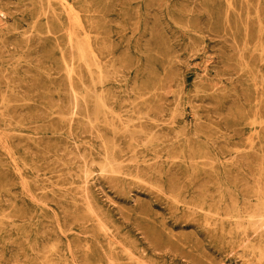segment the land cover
Wrapping results in <instances>:
<instances>
[{
    "label": "rangeland",
    "instance_id": "rangeland-1",
    "mask_svg": "<svg viewBox=\"0 0 264 264\" xmlns=\"http://www.w3.org/2000/svg\"><path fill=\"white\" fill-rule=\"evenodd\" d=\"M50 1L0 0V264H264V0Z\"/></svg>",
    "mask_w": 264,
    "mask_h": 264
},
{
    "label": "bare ground",
    "instance_id": "bare-ground-1",
    "mask_svg": "<svg viewBox=\"0 0 264 264\" xmlns=\"http://www.w3.org/2000/svg\"><path fill=\"white\" fill-rule=\"evenodd\" d=\"M39 1H40V0H39ZM49 2H51V1L49 0ZM63 2H64V1H63ZM63 6H65V5L63 4ZM63 8H64V7H63ZM42 9H43V8H42ZM42 9H41V10H42ZM44 9H45V8H44ZM44 9H43V10H44ZM65 9H66V8H65ZM48 10H49V9H48ZM53 11H54V9H53ZM48 12H49V11H48ZM44 13H45V12H44ZM54 13H55V12H54ZM63 13H64V12H63ZM76 13H77V12H76ZM77 14L79 15V13H77ZM45 15H46V13H45ZM55 16H56V15H55ZM75 18H76V17H75ZM79 20H80V16H79ZM259 24H260V23H259ZM95 27H96V26H95ZM76 29H77V28H76ZM49 33H50V32H49ZM70 34H71V33H70ZM70 34H69V35H70ZM49 35H50V34H49ZM29 36H30V35H29ZM89 37H90V36H89ZM95 37H97V36H95ZM77 40H78V39H77ZM80 40H81V39H80ZM82 40L85 41L86 39H85V38H82ZM69 42H71L72 47L76 50V54H77V57H78V59H79V62H80V63H81V62L84 63V64H85V67L88 66V69H89V65H88V62H87V61H88V58H87V55H88L87 52H88V50L86 49V47H88V46L85 47L84 44H83L81 41H79V43H78V41H76V36H74L73 34L70 35V40H69ZM80 42H81V43H80ZM82 44H83V46H81ZM86 44H87V43H86ZM86 44H85V45H86ZM71 45H70V46H71ZM66 48H67V47H66ZM75 50H74V51H75ZM74 51H73V52H74ZM242 51H243V50H242ZM261 51H262V50H261ZM91 52H92V51H91ZM63 54H64V53H63ZM71 54H72V51H71ZM72 55H74V54H72ZM89 55H90V53H89ZM94 55H95V54H94ZM94 55H93V56H94ZM72 57H73V56H72ZM95 58H96V56H95ZM63 59H64V58H63ZM72 59H73V58H72ZM74 60H76V59L74 58ZM93 60H95L94 57H93ZM98 61H99V60H98ZM91 62H92V61L90 60V64H91ZM95 62H97V61H95ZM170 62H172V61H170ZM66 63H67V62H66ZM66 63H65V64H66ZM95 64L97 65V63H95ZM95 64H94V65H95ZM67 65H69V64H67ZM96 65H95V68H96ZM98 66H99V65H98ZM67 67H68V66H67ZM72 67H73V65H72ZM75 68H76V67H74V69H75ZM243 68H244V67H243ZM70 69H71V68L69 67L68 70H69L70 72H71V71H72V72L75 71L73 68H72L71 70H70ZM93 69H94V68H93ZM98 69H99V68H98ZM100 69H102V68H100ZM111 69H112V67H111ZM244 69H245V68H244ZM66 70H67V69H66ZM73 70H74V71H73ZM80 71H81V70H80ZM90 71H91V73H94V72H92L91 69H90ZM70 72H69V73H70ZM101 72H102V71H101ZM108 72H109V71H108ZM113 72H114V71H113ZM64 73H65V72H64ZM102 73H103V72H102ZM105 73H106V72H105ZM109 73H110V72H109ZM109 73H108V74H109ZM72 74H75V73H72ZM72 74H71V75H72ZM103 74H104V73H103ZM71 75H70V76H71ZM94 76H95V75H94ZM96 76H97V75H96ZM103 76H104V75H103ZM105 76H106V74H105ZM112 76H113V75H112ZM101 77H102V75H101V73H100V78H101ZM107 77H108V76H107ZM69 78H70V77H69ZM97 78L99 79L98 76H97ZM171 78H172V77H171ZM71 79H72V78H71ZM71 79H70V80H71ZM102 79H103V78H101L100 80L102 81ZM105 79H106V78H104V81H105ZM172 79H173V78H172ZM82 80H83V79H82ZM108 80H109V78H108ZM263 80H264V79H263ZM71 81H72V80H71ZM98 81H99V80H97V82H98ZM69 82H70V81H69ZM92 82L94 83V81H92ZM99 83H101V82H99ZM103 84H104V83H102L101 85H103ZM70 85H71V84H70ZM99 85H100V84H99ZM103 86H104V85H103ZM103 86H102V87H103ZM71 87H73V86H71ZM95 87H96V86H95ZM83 88H85V87H83ZM72 89H73V88H72ZM73 90H74V89H73ZM90 90H91V89H90ZM90 90H89V92H90ZM257 90H259V89L257 88ZM86 91H87V90H86ZM95 91H96V90H95ZM102 91H103V90H102ZM84 92H85V91H84ZM74 93H75V92H74ZM79 93H81V92H79ZM72 94H73V91H72ZM85 94H86L87 96L90 95V94L88 95L86 92H85ZM91 94H92V93H91ZM99 94H100V93H99ZM101 94H102V92H101ZM172 94H173V93H172ZM73 95H74V94H73ZM92 95H94V94H92ZM92 95H91V96H92ZM104 95H105V94H104ZM69 96H71V94H70ZM75 96H76V101H74V102H75L74 111H75V113H76V112L79 110L78 108L81 107V106H83V105H82V103L79 101V99L77 98V95H75ZM78 96H79V95H78ZM83 96H84V95H83ZM87 96H85V97H87ZM3 97H4V96H2V98H3ZM73 97H74V96H73ZM80 97H81V96H80ZM103 97H104V96H103ZM81 98L83 99V97H81ZM71 99H72V97H71ZM89 99H90V98H89ZM98 99L101 100V99H100V96L98 97ZM177 99H178V98H177ZM208 99H209V97H208ZM74 100H75V97H74ZM197 100H198V99H197ZM83 101H84V100H83ZM97 101H98V100H96V102H97ZM85 102H86V101H85ZM3 103H4V102H3ZM97 103H98V102H97ZM100 103H101V102H100ZM96 105H97V104H96ZM84 106H86V105H84ZM100 106H102V105H100ZM86 108H87V107H86ZM95 108H96V106H95ZM87 110H88V109H87ZM103 110H104V109H103ZM106 110H107V107H106ZM54 111H55V110H54ZM59 112H60V111H59ZM87 112H88V111H87ZM111 112H112V111H111ZM163 112H164V111H163ZM61 113H62V112H61ZM99 114H100V113H99ZM104 114H105V113H104ZM72 115L74 116V114H72ZM95 115H97L96 112H95ZM100 115H101V114H100ZM100 115H99V116H100ZM114 115H115V114H114ZM145 115H146V114H145ZM229 115H230V114H229ZM256 115H257V114H256ZM59 116H60V115H59ZM105 116H106V115H105ZM116 116H117V115H116ZM57 117H58V115H57ZM60 117H61V116H60ZM71 117H72V116H71ZM76 117H78V116H76ZM179 117H180V116H179ZM196 117H197V116H196ZM88 118H89V117H88ZM90 118H91V117H90ZM94 118H95V117H94ZM97 118H98V117H97ZM140 118H141V117H140ZM140 118H139V119H140ZM139 119H138V120H139ZM112 120H113V118H112ZM138 120H137V121H138ZM62 121H63V120H62ZM66 121L69 122L68 118H67ZM88 121H89V120H88ZM129 121H130V120H129ZM89 122H90V121H89ZM96 122H97V120H96ZM96 122H95V123H96ZM98 122H99V121H98ZM113 122H115V121H113ZM132 122H133V121H132ZM140 122H141V121H140ZM71 123H72V122H71ZM128 123H130V122H128ZM135 123H137V122H135ZM141 123H142V122H141ZM263 123H264V122H263ZM112 124H113V123H112ZM130 124H131V123H130ZM130 124H129V125H130ZM92 125H93V124H92ZM260 125H261V124H260ZM45 126H46V125H45ZM90 126H91V125H90ZM93 127H94V126H93ZM126 127H127V126H126ZM42 128H43V126H42ZM112 129H114V128L112 127ZM124 129L126 130V128H124ZM129 129H130V128H129ZM133 129H134V128H133ZM141 129H142V128H141ZM91 130H92V129H91ZM125 130H124V131H125ZM134 130H136V129H134ZM138 130H140V129H138ZM140 131H141V130H140ZM115 132H116V131H115ZM113 133H114V132H113ZM127 133H128V132H127ZM135 133L138 135L137 132H135ZM135 133H133V136L135 135ZM141 133H142V132H141ZM146 133H147V132H146ZM176 133H177V132H176ZM177 134H178V133H177ZM177 134H176V135H177ZM180 134H181V133H180ZM139 135H140V134H139ZM146 135H147V134H146ZM117 136H118V135H117ZM129 136H130V135H129ZM142 136H143V135H142ZM130 137H131V140H132L133 137H132V136H130ZM138 137H139V136H138ZM98 138H99V137H98ZM98 138H97V139H98ZM156 138H157V137H156ZM99 139H100V138H99ZM133 139H134V138H133ZM138 139H139V138H138ZM100 140H101V139H100ZM147 141H148V140H147ZM101 142H102V141H101ZM248 142H249V141H248ZM73 143H74V142H73ZM112 143H113V142H112ZM130 143H131V142H130ZM148 143L150 144V142H148ZM105 144H107V143H105ZM107 145H108V144H107ZM112 145H113V144H112ZM112 145H111V147H112ZM146 145H147V144H146ZM146 145H145V146H146ZM114 146H116L115 143H114L113 147H114ZM103 147H106V145L103 144ZM109 147H110V146H108V148H109ZM77 150H78V149H77ZM105 150H106V149H105ZM114 150H116V148H114ZM252 150H253V149H252ZM249 151H250V150H249ZM113 152H114V151H113ZM106 153H107V152H106ZM109 153H110V152H109ZM257 155H258V154H257ZM109 156H110V154H109ZM109 156H108V154H107V157H109ZM107 157H106V158H107ZM112 157H113V156H112ZM109 158H110V157H109ZM171 158H172V157H171ZM81 159H83V158H81ZM107 159H108V158H107ZM158 159H159V158H158ZM166 159H167V158H166ZM166 159H165V160H166ZM246 159H247V158H246ZM83 160H84V159H83ZM108 160H109V159H108ZM204 160L206 161V159H204ZM204 160H203V161H204ZM212 160H213V159H212ZM106 161H107V160H106ZM109 161H110V160H109ZM146 161H147V160H146ZM174 161H175V160H174ZM200 161H201V160H200ZM130 162H131V161H130ZM130 162H128V163H130ZM117 163H118V162H117ZM193 163H194V162H193ZM92 164L95 165L94 163H92ZM105 164H106V163H105ZM57 165H58V164H57ZM85 165H86V164H85ZM93 165H92V166H93ZM111 165L114 166L113 163H111ZM116 165H117V164H116ZM118 165H121V164H118ZM211 165H212V164H211ZM97 166H98V165H97ZM99 166H100V165H99ZM107 166H108V164H107ZM109 166H110V165H109ZM121 166H122V165H121ZM56 167H57V166H56ZM90 167H91V165H90ZM101 167H103V166H101ZM213 167H214V165H213ZM98 168H99V167H98ZM105 168H106V167H105ZM105 168L103 169V171L105 170ZM99 169H100V168H99ZM112 169H113V168H112ZM114 169H115V167H114ZM112 171H113V170H111L110 172H112ZM106 172H107V169H106ZM110 172H109V173H110ZM113 172H115V171H113ZM85 173H86V172H85ZM109 173H108V174H109ZM117 173H119V171H117ZM87 174H88V173H87ZM112 174H113V173H112ZM112 174H111V175H112ZM68 175H69V174H68ZM85 175H86V174H85ZM103 175H104V173H103ZM117 175H118V174H117ZM158 175H159V173H158ZM86 176H87V175H86ZM112 176H113V175H112ZM119 176H120V174H119ZM107 177H108V176H107ZM86 178L89 179L88 177H86ZM261 178H262V177H261ZM261 178H260V179H261ZM257 179H258V178H257ZM134 180H135V179H134ZM110 182H111V181H110ZM257 182H258V180H257ZM139 183H140V182H139ZM244 183H245V182H244ZM143 184H144V183H143ZM258 184H259V183H258ZM201 186H202V185H201ZM173 187H174V186H173ZM124 189H125V188H124ZM255 189H256V188H255ZM256 191H257V190H256ZM262 193H263V192H262ZM258 195H259V193H258ZM263 197H264V196H263ZM256 200H257V199H256ZM259 201H261V200H259V198H258V202H259ZM75 204H76V203H75ZM76 205H77V204H76ZM258 205H259V204L255 205V207H257ZM263 205H264V204H263ZM87 206H88V205H87ZM263 207H264V206H263ZM258 208H259V206H258ZM260 208H261V207H260ZM197 210H198V209H197ZM257 210H258V209H257ZM261 210H262V209H261ZM87 211H88V210H87ZM193 211H194V210H193ZM262 211H263V210H262ZM237 212H238V211H237ZM196 213H197V212H196ZM205 213H206V212H205ZM257 213H259V212L257 211ZM260 213H261V212H260ZM88 214H89V213H88ZM90 214H91V212H90ZM92 214H93V212H92ZM256 215H257V214H256ZM261 215H262V214H261ZM91 216H93V215H91ZM255 217H256V216H254V218H255ZM262 217H263V216H262ZM256 218H257V217H256ZM263 218H264V217H263ZM249 219H250V218H249ZM252 219H253V218H252ZM250 220H251V219H250ZM256 221H258V220H255V222H256ZM262 221H263V222L260 221V222H261L260 225H261V227L264 229V220H262ZM240 222H241V221H240ZM255 222H253V223H255ZM251 223H252V222H251ZM251 223H250V224H251ZM253 225H254V224H253ZM0 226H1V225H0ZM14 226H15V225H14ZM101 228H102V227H101ZM101 228H100V229H101ZM251 228H252V226H251ZM102 229H103V228H102ZM104 230H105V228L103 229V231H104ZM242 230H244V229H242ZM242 230H241V231H242ZM109 231H110V230H109ZM252 232H253V231H252ZM111 234H112V233H111ZM232 238H233V237H232ZM234 238H235V236H234ZM114 246H115V245H114ZM253 246H254V245H253ZM186 247H187V246H186ZM245 247H246V246H245ZM256 249H257V248H256ZM259 250H260V249H259ZM54 251H55V250H54ZM253 252H254V250H253ZM263 252H264V249H263ZM263 252H262V253H263ZM260 258H261V257H260ZM262 260H264V259H262ZM138 264H139V263H138Z\"/></svg>",
    "mask_w": 264,
    "mask_h": 264
}]
</instances>
